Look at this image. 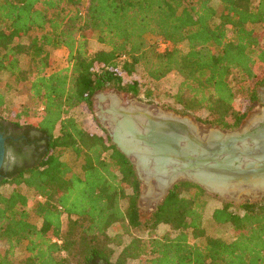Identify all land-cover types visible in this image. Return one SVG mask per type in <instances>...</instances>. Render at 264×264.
<instances>
[{
	"label": "trees",
	"instance_id": "16d2710c",
	"mask_svg": "<svg viewBox=\"0 0 264 264\" xmlns=\"http://www.w3.org/2000/svg\"><path fill=\"white\" fill-rule=\"evenodd\" d=\"M252 24H264V0H0V73L16 87L28 83L35 102L14 121L0 115L16 157L0 177V187L10 186L0 193V264H264V200H220L212 219L230 225L229 241L205 227L218 196L191 181L177 183L145 217L131 161L105 128L89 130L72 113L91 108L99 90L140 95L139 70L152 81L176 72V111H204L199 121L237 129L264 86V42ZM93 37L103 46L96 52ZM50 49H67L68 66L49 72ZM1 83L0 112L8 103ZM238 93L249 100L246 111L236 106ZM26 189L38 198L33 209ZM160 225L170 231L159 233Z\"/></svg>",
	"mask_w": 264,
	"mask_h": 264
},
{
	"label": "water",
	"instance_id": "95a60500",
	"mask_svg": "<svg viewBox=\"0 0 264 264\" xmlns=\"http://www.w3.org/2000/svg\"><path fill=\"white\" fill-rule=\"evenodd\" d=\"M93 101L98 121L142 183L141 211L151 215L181 181L236 205L264 200V107L228 130L117 89L99 90ZM7 157L0 129V177Z\"/></svg>",
	"mask_w": 264,
	"mask_h": 264
},
{
	"label": "rangeland",
	"instance_id": "374dc122",
	"mask_svg": "<svg viewBox=\"0 0 264 264\" xmlns=\"http://www.w3.org/2000/svg\"><path fill=\"white\" fill-rule=\"evenodd\" d=\"M87 5V2L86 4ZM85 9V8H83ZM250 28L254 29L260 37H262V41L264 42V24H252L249 25ZM90 49L92 52H96L103 48V46L97 41L96 37L90 39ZM167 45L162 44L161 49H164ZM180 47L183 49H187V43L180 44ZM51 55L54 60V66L49 70V72L62 69L68 66V50L67 49H50ZM1 78V85L2 90L8 96V103L5 108H3L0 112V115L6 118L8 121H14L15 116L14 113L18 110H21L23 106H30L33 107L35 102L31 99L30 95V85L26 83L24 86L16 87L14 82L12 81L10 75L8 73H0ZM137 78L140 79L143 83V87L141 88L140 97L143 100L148 102H153L158 105H161L167 109H174L178 110L180 106L176 103L174 95L178 90V87L182 81V78L176 73L173 72L169 74L167 77L160 81H152L146 77L145 73L142 70H139L137 73ZM235 85V81H233ZM12 86V89L10 88ZM262 87V86H261ZM111 89H107L105 91H109ZM151 91V96L148 97L147 92ZM123 96L127 97L132 95L130 93H122ZM250 105L249 100L247 99L246 94L238 93L236 106L241 111H246L248 106ZM258 109V106H254V108L248 110L247 116L254 110ZM73 115L80 121L83 126L89 130L97 131L103 133L102 126L97 119L96 116V105L93 101V106L89 108L87 105H82L76 108L73 112ZM207 115L206 112H200L196 115H193L196 118H205ZM246 116V117H247ZM38 113L37 116L34 115L32 118L29 119L30 122H34L38 120ZM66 160H69L70 163L73 165L75 170L80 169V160H77L72 153H67L65 156ZM10 190V186H2L0 187L1 192H8ZM26 193L30 200V209H33V205L35 201H37V196L32 190L26 189ZM219 197L216 199H212L209 202L206 217H205V227L207 233L212 236L222 237L225 240H231L233 238L232 228L230 225H216L212 219V212L213 209L219 205H221ZM142 215L145 217H149L146 212L141 211ZM32 221L37 225L41 226L42 220L39 216H37L34 211H32ZM68 224V218L64 217V229L66 230ZM115 229L111 230V233H115ZM170 231V227L167 225H160L158 227L159 233H165ZM140 235H144L142 231L137 232ZM130 237L127 236L125 241L128 242ZM198 242H202L201 240H197ZM1 246V244H0ZM121 248L117 249L116 255L119 254ZM18 257H23L25 254V246H21L18 250ZM129 264H139L138 261H131Z\"/></svg>",
	"mask_w": 264,
	"mask_h": 264
},
{
	"label": "flooded vegetation",
	"instance_id": "af4514ba",
	"mask_svg": "<svg viewBox=\"0 0 264 264\" xmlns=\"http://www.w3.org/2000/svg\"><path fill=\"white\" fill-rule=\"evenodd\" d=\"M258 95H259V102H258L257 106H258V108H263L264 107V86L258 88ZM262 125L264 126V123H262ZM25 149H28V147H25ZM30 158H31V155L29 154L28 159H30ZM15 160H16V157L12 154V152L9 149L8 150V157H7V163L9 164V166L6 167V169L11 168V165L13 164V162Z\"/></svg>",
	"mask_w": 264,
	"mask_h": 264
}]
</instances>
